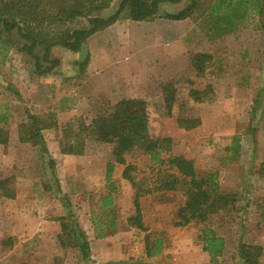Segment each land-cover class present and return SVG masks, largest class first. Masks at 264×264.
<instances>
[{"label":"rangeland","instance_id":"1","mask_svg":"<svg viewBox=\"0 0 264 264\" xmlns=\"http://www.w3.org/2000/svg\"><path fill=\"white\" fill-rule=\"evenodd\" d=\"M121 1L113 0L108 8L97 14L105 17L113 14ZM200 1L196 15L186 21H173L167 18V14H177L193 0H182L178 4L161 3L158 16L150 21H133L124 11L114 27L99 31L98 35L95 33L98 38L90 40L92 49L101 48L99 45L104 40L105 52L124 53L122 67L127 68L134 78L131 80V76L128 80L132 82L123 83L121 89L132 85L129 88V92L135 94L132 96L148 102L153 135L173 138L172 152L164 153V157L182 155L193 159L202 175L218 172L221 189L236 192L240 198L231 214L223 211L210 219L226 239L224 255L213 263L199 240L203 225L194 221L187 226H175L177 211L187 199L182 180L178 181L176 189L167 188L149 194L142 203L144 222L153 239L163 238L165 241L163 254L150 259L149 264H236L239 241L264 248V23L250 12L239 26L223 30L215 25L212 11L218 0ZM31 25L35 36L51 40L67 29L86 25V20L79 18L68 24ZM24 32L28 33L27 30ZM25 44L17 30L0 32V114H6L7 118L6 122L0 121V127L8 128L10 123L11 130L16 132L21 122L28 121L27 110L34 114L53 113L61 125L77 119L90 123L109 107L111 102L106 96L92 95L87 99L88 105L81 107L82 111L74 108L78 101L67 100L61 107L74 108L78 116L70 120L63 115L55 102L62 96L66 98L65 92L69 94L75 90L73 85L79 84V92L84 96L90 87L85 77L77 74L76 64H71L72 58L78 55L71 51L69 54H51L53 59L61 58L59 66L53 73L38 75L35 61ZM85 48L89 50L90 46L87 44ZM44 50V46L38 45L35 52L42 57ZM198 53L212 55L202 75L197 74L191 63ZM79 56V60L82 59V54ZM42 65L46 67L48 63L43 61ZM169 86L177 94L171 113L164 103V91ZM192 89L207 90L209 95L203 102H197L190 97ZM50 95L54 101H49ZM256 99L261 102L255 116L252 108ZM179 118H198L201 125L186 130L179 126ZM251 125L256 128L255 135L249 131ZM61 132L58 128L46 130L43 134L49 152L57 162L56 172L62 193L45 188L49 176L41 158L40 145L28 143L16 147L11 154L14 165L12 159L6 158L1 171L10 173L15 168L21 196L14 201L0 194V234L8 225L19 232L13 234V230H5L4 242L10 245L15 240L21 242L23 246L16 247L15 254L22 257L43 251L39 249V241H27L25 235L22 239L27 243L22 241V228L35 227L54 217L68 221V213L61 201V197L66 196L71 202L72 213L89 237L92 257L88 264L142 263L146 259V232L128 224V217L133 213L132 193L126 206L120 202L104 209L101 197L115 193V182L111 184L106 179L89 178L84 173L87 165H95L96 154L103 143L86 141L85 155L89 156V163H85V159H68L60 153ZM235 136L239 137L241 146L237 152L234 150ZM128 155L140 163V172L133 171L136 181L149 188L158 178L147 155L140 149H134ZM170 172L175 175L174 170ZM132 191L134 195V188ZM53 239L50 248L57 254L56 264H86L76 249L64 250L57 238ZM30 258L28 261L34 260ZM260 264H264V253Z\"/></svg>","mask_w":264,"mask_h":264},{"label":"trees","instance_id":"2","mask_svg":"<svg viewBox=\"0 0 264 264\" xmlns=\"http://www.w3.org/2000/svg\"><path fill=\"white\" fill-rule=\"evenodd\" d=\"M113 0H0V32L12 33L17 30L23 40L25 49L35 61L38 75L50 74L60 64V59L51 58V49L61 46L70 51L81 53L82 59L75 62L78 67L77 74L85 73L91 59L90 51L85 48L88 39L95 33L102 31L120 20L124 11L127 17L136 22L150 21L158 16L160 4L167 2L178 4L182 0H122L117 11L109 16H100L97 13L108 8ZM201 5L200 0L182 9L177 14H167V18L180 21L192 18L196 15ZM215 15V25L223 30L239 26L240 22L250 12L260 17L264 23V0H218L212 7ZM79 18H85L86 25L67 29L61 35L51 40L41 39L35 36L32 23L38 26L48 24H68L76 22ZM264 25V24H263ZM25 26V29H24ZM3 28V30L1 29ZM220 29V30H221ZM25 30L28 33L24 32ZM31 41V44L29 42ZM38 45L44 46V54L41 57L36 54ZM86 49V50H85ZM212 60L208 53L196 54L191 63L198 75L205 72V65ZM48 63L44 67L42 62ZM209 95L207 90L199 91L192 89L190 97L203 102ZM176 90L167 87L164 91V103L171 113L176 103ZM260 99L255 100L252 108L256 116L260 107ZM28 121L18 125L19 141L23 144L33 143L40 145L41 158L43 159L49 182L45 184L48 190L55 189L56 193H62L61 184L56 172L57 162L49 152L47 141L43 132L48 129H60L61 139L59 141L60 151L68 155H84L86 141L95 140L100 143L114 145L113 157L117 163L126 164L125 155L134 149L142 150L150 158L152 170L157 171V180L149 187L140 186L135 179L134 165L128 164L123 172V178L127 179L134 187L135 193L132 199L133 213L128 217V224L142 232L145 236V255L151 259L162 254L165 241L163 238H152L149 228L144 222V214L141 205V197L153 194L158 190L167 188L176 189L179 180L185 188L187 196L185 204L177 211L175 226L183 227L192 222L203 225L199 240L203 244V251L208 253L211 261L216 263L226 251V239L219 234L216 226L210 219L214 215L226 211L231 214L240 198L238 193L223 191L219 183V173L209 172L202 175L198 172L193 160L175 155L168 158L164 153H170L173 149V138L170 136L153 135L151 131V119L149 105L145 99L128 97L117 104H110L104 111L97 114L90 123L77 119L59 127L58 122L52 114H34L26 111ZM171 115V114H170ZM7 121L6 114H0V121ZM178 124L181 128L192 130L201 125L198 118H179ZM252 135L256 134V128L250 126ZM9 131L0 127V144L9 143ZM235 136V152L241 146ZM170 170H174L172 175ZM113 166L107 167V181L112 182ZM169 173V174H168ZM155 175V176H156ZM164 175V176H163ZM0 194L4 198L14 199L15 188L11 185V179H0ZM61 201L67 211L68 221L62 220V232L58 235V242L64 250L76 249L81 256V261L86 264L91 262V246L86 231L80 226L79 219L72 213L70 200L63 196ZM104 209H110L114 205L113 193L101 197ZM113 226V224L111 225ZM238 262L236 264H260L264 248L259 244H251L239 241L237 245ZM27 264V263H23ZM107 264H134L132 261L120 263L108 262ZM142 264V263H138Z\"/></svg>","mask_w":264,"mask_h":264},{"label":"crops","instance_id":"3","mask_svg":"<svg viewBox=\"0 0 264 264\" xmlns=\"http://www.w3.org/2000/svg\"><path fill=\"white\" fill-rule=\"evenodd\" d=\"M188 19H184V20H180V21H186ZM117 22H119V21H117ZM117 22L108 28L114 27L117 24ZM108 28H106V29H108ZM96 34L92 35L87 41V44L90 46L89 51L91 53V59L89 61V64H88V67H87L85 73H83L81 75V76L85 77V80H87V82H89V85H90V87H88V91L86 94L87 96L80 94V92H79L80 87L78 84V86L73 85V87H75V90H73L72 92H68L69 94H67L66 92L64 93L66 98L62 96L59 100H57L55 102V103L59 104L60 108L59 107L58 108L62 111L61 113L65 116L67 115V117L69 119L75 117L76 115L78 116L77 110L75 111L74 108H78L79 111H82L81 107H84L85 104L88 105L87 99L90 98L92 95L106 96L110 100L112 105L117 104L118 102H120L124 98H128L129 96L133 97L132 95H135L134 92H129V88H132V85H129L128 87H124L121 89L122 84L127 83L129 81L128 79H130V77L132 76L131 72L127 71V68L122 67V64H123L122 63V57H123L124 53H122V54L115 53L114 54L110 51H108V53H107V51L105 52L103 49V46L106 44V42H104V40L102 41V45H99V46H101V48L92 49L91 48L92 42H90V40L92 37H97L98 34L97 35ZM59 47L60 46L52 47L51 54L56 55L57 54L56 52L63 53V54L64 53L69 54V53L73 52V51L69 52L70 50H68L66 48H59ZM57 49H59V50H57ZM116 50H118V49H116ZM73 54L78 55V56H75V58H72L73 60H72L71 64H75V61L79 60V58H80L79 55L81 53L73 52ZM58 59H61V58H58ZM63 61L65 62V60H63ZM69 64H70V61H69ZM62 66H64V63ZM133 78L134 77L132 76L131 80ZM56 80H57V78H56ZM129 82H132V81H129ZM139 83H140V80L137 81V84H139ZM51 95H50L49 101H54L53 97ZM67 100L74 101V102L78 101V102L74 108L61 107L63 104L64 105L66 104L65 102ZM59 109H55V110L57 111ZM61 113H60V115H61ZM36 114H39V113H36ZM8 124L10 125V123H8ZM9 125L7 128L9 131V136H10L9 143L7 145L0 144V147H2V149L0 151V152H2V153H0V179H5V178L11 179V182L13 183L12 186L15 188V192H16V197L14 199H11V200L17 201L21 196V190L19 189L18 184L16 183L17 175L15 174V171H16L15 168H14V170H12L13 172H10V173H4L1 171V170H3V165L5 166L6 158L9 157V160L12 159L11 160L12 165L15 164L14 157L11 156V154L15 151L16 147L21 146L23 144L19 141L18 127H17V131L15 132V130L14 131L11 130ZM58 125H61V122H59ZM48 130L50 131V130H54V129H48ZM59 149H60V147H59ZM113 150H114L113 144L103 143L100 150L96 154L97 160H95V165L94 166L87 165L85 167L84 173L89 178L91 177L93 179H106L107 180V178H106L107 177V167L109 165H112L113 166L112 182L113 183L115 182V184L117 186L115 193H113L114 194L113 195L114 196V202H115L114 205H116L117 203L120 204V202H121V203H123V205L126 206L128 204L129 197L133 196L132 189L134 187L131 184V182H129L127 179L123 178V172H124V170L128 164L134 165L136 168L135 169L136 172L137 173L140 172L141 169L138 168L140 163L133 160L131 157H129L128 153L125 155V158H126V164L125 165L117 163L113 157ZM60 153H61V151H60ZM61 154L64 156H67L68 159L78 158V159H85V160H83V161H85V163L90 162L88 160L89 156L85 155L86 153L84 155H68V154H63V153H61ZM147 157H148L149 162H150L149 156H147ZM191 160H193V159H191ZM150 166H151V163H150ZM61 188H62V186H61ZM130 193H132L131 196H130ZM148 195H144L141 197V205ZM142 208H143V206H142ZM61 218L62 217H60L58 219V218L54 217L52 220L51 219L45 220L42 223L36 225L35 227L34 226L33 227L23 226L21 239L25 235V239H27V241H32V242L39 241V243L41 244L39 249H43V251L42 250L39 252L36 251L34 253L35 254L34 256L29 255V256L22 257L20 255L15 254V250L17 249L16 247H18L19 245H21V247H22L23 245L21 244V242H17L16 240H15V243L11 244V245L5 243L4 242V231L5 230H8V231L13 230V234H19V232H16V229L14 227H12V225L11 226L8 225V228H5L2 226L3 230L1 231L2 234H0V264H23V263H27V264H56L58 261V257H57V254H55V251H53L50 248V244H51V242H53V240H54L53 238H58V235L62 232V220H60ZM0 226H1V224H0ZM27 232L29 234H26ZM27 235H30V238H28ZM31 235H33V236H31ZM25 239L23 238L22 241H24V243H27ZM163 252H164V250H163ZM163 252H162V254H163ZM162 254H160L158 256H161ZM158 256H156V257H158ZM29 257H31L30 259L34 258V260L28 261ZM149 261H150V259L146 256V259L143 260L142 264H149Z\"/></svg>","mask_w":264,"mask_h":264}]
</instances>
